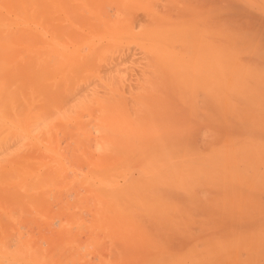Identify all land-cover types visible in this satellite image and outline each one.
Returning a JSON list of instances; mask_svg holds the SVG:
<instances>
[{
    "label": "bare ground",
    "instance_id": "6f19581e",
    "mask_svg": "<svg viewBox=\"0 0 264 264\" xmlns=\"http://www.w3.org/2000/svg\"><path fill=\"white\" fill-rule=\"evenodd\" d=\"M0 264H264V0H0Z\"/></svg>",
    "mask_w": 264,
    "mask_h": 264
}]
</instances>
